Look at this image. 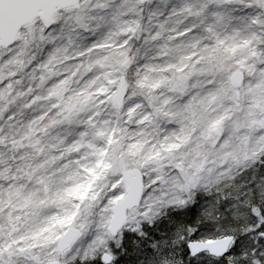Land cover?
<instances>
[{
    "label": "snow or ice",
    "instance_id": "snow-or-ice-1",
    "mask_svg": "<svg viewBox=\"0 0 264 264\" xmlns=\"http://www.w3.org/2000/svg\"><path fill=\"white\" fill-rule=\"evenodd\" d=\"M0 264H264V0H0Z\"/></svg>",
    "mask_w": 264,
    "mask_h": 264
}]
</instances>
